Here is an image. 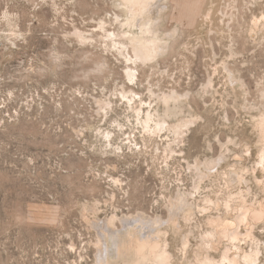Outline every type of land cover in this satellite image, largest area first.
<instances>
[{
	"label": "rangeland",
	"instance_id": "obj_1",
	"mask_svg": "<svg viewBox=\"0 0 264 264\" xmlns=\"http://www.w3.org/2000/svg\"><path fill=\"white\" fill-rule=\"evenodd\" d=\"M121 2L0 0V264H103L112 229L118 264H136L128 221L167 231L171 264L196 251L226 264L230 243L207 251L208 217L239 191L264 200V25L250 34L264 0ZM114 31L130 34L115 45ZM130 35L156 39L157 55L129 61ZM150 107L166 125L144 127ZM206 197L221 205L201 211ZM255 224L241 244L264 264Z\"/></svg>",
	"mask_w": 264,
	"mask_h": 264
},
{
	"label": "bare ground",
	"instance_id": "obj_2",
	"mask_svg": "<svg viewBox=\"0 0 264 264\" xmlns=\"http://www.w3.org/2000/svg\"><path fill=\"white\" fill-rule=\"evenodd\" d=\"M121 1H122L121 4H123L128 10L132 9V7H134V3L142 2L144 10L149 11L150 6L152 4V0H121ZM168 1L170 2V0H167V2ZM158 4H159V2H158ZM157 12H158V10H157ZM146 16H147V14H146ZM149 16H150V14H149ZM117 19H118V17H117ZM253 20L254 21H253V24H252V27L250 30L251 36L257 35V32H258V30H260V27L262 25H264V16L261 15V17H255V19H253ZM127 23H128L127 20L122 22L121 23L122 27H124L125 24H127ZM129 34L130 33L127 31H123L121 34H118L114 31L111 34H109L108 37H109V39L112 40V42L115 45H118L120 43H119L117 37L121 36V35L128 36ZM128 39H129L128 42L123 44V48H125V49L129 48L128 49V56H127V59L129 61H133L134 63H136L138 61L147 62L149 60H152L157 55L159 46L157 44L156 39L145 38L144 36H137V35L131 36ZM129 63H132V62H129ZM129 69H127V70H129ZM137 70H138L137 66H131L130 72H127V73H129V75L133 79H137L138 78L137 73H136ZM176 95H178V94H176ZM176 98L174 97V99H176ZM179 99H176V100H179ZM165 106L166 107L164 110H167V113L173 107L169 100L165 102ZM138 112H139V117L141 118V120L144 124V127L146 129H150L149 126L152 125L153 123H156L159 127L162 125L163 126L166 125V121L161 117V113L158 110H153L150 107L149 110L147 111V113L145 114V116H143V113H140V111H138ZM259 122H260L261 126L264 128V116L260 119ZM260 162L262 164V168H264V148L262 149ZM214 167H215V165H214ZM232 174H234V173H232ZM237 175H238V180L240 179L239 181L241 182L242 179H241V176L239 175V172ZM232 181H235V179L231 178V182ZM248 182H249V180H248ZM206 200H207V203L202 207L201 211H206V210L212 209L213 207L216 208V207H219L221 205V202L219 200H214L211 197H206ZM232 201H238L239 203H235L233 205ZM223 205L225 207H227V211H228L227 215H225V216H222V215L212 216V215H210L208 217L207 223L209 226V230L203 237V239H205L207 241L206 242L207 243V246H206L207 251L210 249H217L219 245H221L223 243L225 244V241H226V242L230 243V247H227L228 246L227 245L226 246L227 249L224 251V254L222 257L224 263H226V264H254L259 259V256H261L260 248L257 246L255 248L251 249L250 251L244 249V247L241 244L242 240L240 238L241 233H240L239 229H240L241 225L243 224L247 228V235L248 236L252 235V230L254 228V224L257 223L258 221L264 220V200L259 201L257 204L251 203L248 201L244 192L239 191L238 194L237 193L234 195L230 194L229 198H227L226 201L223 202ZM213 210H214V208H213ZM195 212H197V211H195ZM172 214H173V212H172ZM205 214H207V213H205ZM192 215H193V207L188 208L187 210L185 209L184 216H185V218H187V220ZM139 219H140V217H139ZM136 221L138 222V220H136ZM140 221H142V220H140ZM128 222L126 224H124L125 227L128 226V228L126 230L128 233L127 246L132 247L136 251V253H137L136 264H171L170 260L172 257H170V252L168 249V247L170 246V240H169V236L167 235V233H168L167 231L156 230V232L153 235L152 234L151 235H149V234L144 235V234L137 232L138 226L135 225V223H133L131 221H130V223H128ZM169 223H171V221ZM157 224H151V225L154 228V226ZM143 227L147 228L148 226L144 225ZM108 230H109V228H108ZM145 230H147V229H145ZM152 231H154V230H152V228H151L150 232L152 233ZM144 232H146V231H144ZM241 236H244V235L241 234ZM242 243H244V242H242ZM124 246H125V244H124V232L118 233L112 229L107 236V240H106V244H105L106 256L105 255L102 256L103 264H118L119 263L118 261H119L120 255H121V251H122ZM188 246H189V242L187 239V241L182 243V249L185 250L188 248ZM195 255H196V258H194L195 259L194 262H191L192 264H214L212 256L208 252L199 253V251H196Z\"/></svg>",
	"mask_w": 264,
	"mask_h": 264
}]
</instances>
